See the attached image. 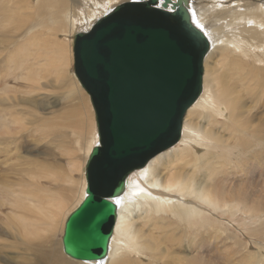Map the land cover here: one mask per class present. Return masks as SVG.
Segmentation results:
<instances>
[{
    "label": "bare ground",
    "instance_id": "6f19581e",
    "mask_svg": "<svg viewBox=\"0 0 264 264\" xmlns=\"http://www.w3.org/2000/svg\"><path fill=\"white\" fill-rule=\"evenodd\" d=\"M90 1L96 9L79 17L91 22L87 30L115 5L128 0H105L106 8L100 10L99 0ZM78 2L82 1L0 0V22L12 25L5 32L1 27L2 34L10 32L13 39L17 32L12 42L25 35L13 49L7 47L8 41L0 47V57L8 53L1 65L10 69L11 60L17 61L12 68L24 73L18 76V86L5 85L7 90H0V141L10 137L17 142L19 130L26 126L9 129V124L19 123V105L42 111L51 104L45 99L48 92H43L47 88L57 90L65 103L68 112L62 114L74 118L63 123L65 131H58L57 138L42 125L40 143L46 142L47 148L37 154L18 157L16 151L18 161L12 170L21 176L2 189L10 211L0 220V237L5 239L0 244V264H264V246L255 239L264 225L260 201L264 194V0L190 2L193 23L202 26L203 30L197 28L209 40L210 50L203 60L201 94L183 116L177 144L155 154L127 177L120 202H116L109 250L102 260L74 261L62 255L55 229L62 226L67 202L73 200L75 209L83 199L86 181L85 176L79 179L75 196L62 190L53 155L71 150L73 160L82 157L76 165L85 166L98 144L88 96L70 72L68 37ZM212 62L225 63L231 76ZM46 76L49 80L42 82ZM21 87L24 95L17 90L12 94ZM32 120L36 125L32 128L38 129L41 124ZM88 126L91 132L86 139ZM76 150L83 155L75 156ZM234 223L243 225L250 243ZM228 240H234V247L229 248ZM10 249L17 255H7Z\"/></svg>",
    "mask_w": 264,
    "mask_h": 264
},
{
    "label": "water",
    "instance_id": "95a60500",
    "mask_svg": "<svg viewBox=\"0 0 264 264\" xmlns=\"http://www.w3.org/2000/svg\"><path fill=\"white\" fill-rule=\"evenodd\" d=\"M191 1H124L73 36V74L89 97L98 144L84 166V197L61 236L70 258L107 255L127 177L178 141L201 94L210 43L193 23Z\"/></svg>",
    "mask_w": 264,
    "mask_h": 264
},
{
    "label": "rangeland",
    "instance_id": "374dc122",
    "mask_svg": "<svg viewBox=\"0 0 264 264\" xmlns=\"http://www.w3.org/2000/svg\"><path fill=\"white\" fill-rule=\"evenodd\" d=\"M80 1H82V2H78V6H77V12H76V17H75V21H74V24H73V26H72V28H71V31H70V33H69V39H68V41H69V45H70V47H69V51L71 52V66H70V72H71V75H72V77L74 78L75 77V75L73 74V55H72V40H73V36H74V34L76 33V32H78V31H82V30H87L88 29V27L90 26V23L91 22H89V20L87 19L86 21H81V20H79L80 18V16L81 15H83L84 13H86L88 10L90 11V9H93V7H94V9H96V3H94V1L92 2V1H90V0H80ZM100 1V3H101V5H99L98 6V9L100 10V9H103V8H106L105 7V5L106 4H104V2H105V0H99ZM117 0H115L114 1V3L116 2ZM95 2H96V0H95ZM9 5V4H8ZM87 6V7H86ZM85 8V9H84ZM80 11H82V12H80ZM84 11H86V12H84ZM83 13V14H82ZM105 13V12H104ZM1 21V20H0ZM4 28V32H5V30H7V28L8 29H10L11 27H12V25H7V24H3V22H0V28ZM82 29V30H81ZM2 29H0V47H3V44H7V41H8V43H10V45L9 46H7L8 48H14L18 43H21V42H23L24 40V38H25V35L23 34V35H21V36H19L20 37V39L19 38H17V42H12L13 41V39H14V37H15V35H17V32H15L14 34H13V39L12 38H9V35H10V32H7L8 33V35L7 36H5V35H3L2 33H3V30L1 31ZM3 39H5V40H3ZM1 40H2V42H1ZM11 40V41H10ZM14 43H15V45H14ZM12 48V49H13ZM71 48V49H70ZM7 54L8 53H5L4 54V56H1L0 57V66H2L1 65V63H2V60H1V58L3 57V58H5L6 56H7ZM215 56V55H214ZM20 57V56H19ZM11 59V58H10ZM14 59V58H13ZM16 60H17V58H16ZM11 61H13V62H10L12 65V67H13V65H16V63H17V61H16V63H15V61L14 60H11ZM210 61V60H209ZM3 64V63H2ZM212 64H216L215 62H212L210 65H212ZM206 65H207V62L205 63V65H204V67H206ZM218 67H219V69H220V71L222 72V73H226L227 75H229V76H231L230 75V70L228 69V67L225 65V63H221L220 65H218V64H216ZM12 67H10V69H8L7 67H4V66H2V67H0V90H2V89H4V90H7V88H6V86L5 85H9V86H11V87H13V86H18V84L20 83V79H18V76H19V74L21 73V72H19V70H18V72H17V69H15V68H12ZM14 70H16V72L14 71ZM22 72H24V70L22 71ZM9 74L7 77L6 76H3V74ZM16 74H17V76H16ZM22 75L24 74V73H21ZM15 75V76H14ZM11 76H13V77H11ZM47 78H44L43 80H42V82L44 81V82H46V81H48L49 79H48V76H46ZM2 78V79H1ZM16 79V80H15ZM74 79H76V77L74 78ZM77 82H78V80H77ZM17 83V84H16ZM79 83V82H78ZM3 87V88H2ZM82 88V87H81ZM241 88V87H240ZM48 89V88H47ZM47 89H44V93H47V94H49V96H48V98H45L46 99V101H51V104L50 105H46V106H44L46 109L45 110H42V111H40V109H33L32 107H30L28 104H25V103H23L22 105H19L18 106V108H20L22 111H20V113L19 114H17L18 115V118H17V120L19 121V123L18 122H16V123H18V125H16L15 126V124L16 123H12V124H9L11 127H9V129L11 130V131H15V129L13 128V127H17L18 129H19V127H20V125L21 124H25L26 126L24 127V128H21L20 130H19V134H18V137H19V139H18V141L16 142L15 140H16V138H10V137H7V138H5V139H3V140H1L0 141V209H1V211H0V220H1V218H3V216L5 215V213L7 214V213H9V211H10V208H9V204L7 203V202H5L7 199L6 198H8V196H6V198H3V195H4V192H3V190L5 191V187H9V185L8 184H12V182H14V179L17 177V178H19L21 175H17L16 174V172H14L13 170H12V166L14 165V164H16L17 163V161H18V159H16V158H18V157H23V156H27V154H31V153H33V154H37L39 151H40V149L41 150H44V147L45 148H47V145H45L46 144V142H44L43 141V143H40L41 142V130H43L44 129V127L43 126H45L46 128H50V129H52V131L54 132V137H55V135H56V133L59 131V132H61V129H62V132L63 131H65V127L63 126V123H65V122H68V121H71L72 119H71V117L72 116H64L63 114H62V111H64L65 110V112H68V110H66V108H64V102L62 101V98H60L59 97V94L57 93L58 91L57 90H55V92H53L54 90L52 89V88H50V90H47ZM17 90V93H19V95H24V89L21 87L20 88V92H19V90L18 89H13L12 90V94H13V92H14V94H15V91ZM50 91V92H49ZM85 92V91H84ZM27 96V95H26ZM51 96H52V98H51ZM88 96V95H87ZM53 101H52V100ZM56 99H58V100H56ZM58 101V102H57ZM56 103V104H55ZM87 103L89 104V107H90V110H91V113H90V117H92L93 116V122H94V125H95V117H94V113H93V110H92V107L90 106L91 104H90V101H89V97H87ZM247 104H250L249 102L247 103ZM52 107V108H51ZM1 109V108H0ZM50 109V110H49ZM89 109V108H88ZM57 110V111H56ZM89 110V111H90ZM256 110V109H255ZM54 112V113H52V112ZM257 111V110H256ZM29 112H34L35 113V117L34 118H32V116L29 114ZM45 112V113H44ZM50 112V113H49ZM47 113V114H46ZM56 113V114H55ZM93 113V115H91ZM46 116V117H45ZM185 117V116H184ZM6 118H10V117H6ZM51 118V119H50ZM73 118V117H72ZM36 120L37 121V123L38 124H41V125H39L38 126V129H34V128H32V126H36V125H33L32 123H30V121L31 120ZM74 119V118H73ZM32 120V121H33ZM6 122H11V121H8V119L6 120ZM14 125V126H13ZM43 125V126H42ZM13 126V127H12ZM90 126H91V123H90ZM0 127H1V125H0ZM64 128V129H63ZM1 129V128H0ZM95 130H96V127H95ZM90 132H91V130H90V128H89V126H88V131H87V133H86V139L89 137V135H90ZM3 138V137H2ZM55 138H57V137H55ZM45 140H47V141H49V139L47 138V139H45ZM250 142H252V139H250ZM254 142V141H253ZM175 144H177V142L175 143ZM174 144V145H175ZM253 144H255V143H253ZM52 144L51 143H49V146H51ZM75 145V144H74ZM173 146V145H172ZM51 147H53V149H54V145L53 146H51ZM67 147H70V146H68L67 145ZM43 148V149H42ZM39 150V151H38ZM16 151H17V153H18V157H16L15 158V156L17 155V153H16ZM38 151V152H37ZM166 151V150H165ZM70 152L72 153V151L71 150H69L68 152H65V153H63L62 155L58 152V151H55V154L53 155L54 157H55V164L54 165H56V175L58 176V182H57V184L59 183L60 185H59V187H61V189L62 190H65V192L66 193H70V194H75V193H77V194H79V187H77V186H79V183H80V180H81V178L84 176V166L82 167V166H77L78 165V163H80V160H81V158L82 157H80V156H82L83 155V152L82 151H79V150H76V151H74L73 153H77V155H75V156H78V157H80L79 159H74L73 160V154H70ZM164 152V151H163ZM58 155H57V154ZM16 154V155H15ZM55 155H57V156H55ZM61 155V156H60ZM65 155V156H64ZM80 155V156H79ZM39 156L41 157V153L39 154ZM58 157V158H57ZM21 159H23V158H19V160H21ZM67 161H66V160ZM74 162H73V161ZM69 161V162H68ZM75 163V164H74ZM60 164V165H59ZM71 164V166H69L70 168H68V165H70ZM77 164V165H76ZM57 165H58V167H57ZM67 165V166H66ZM74 165V166H73ZM73 166V167H72ZM79 167V168H78ZM82 167V168H81ZM58 168H59V170H58ZM70 169V170H69ZM74 171H73V170ZM80 170V171H79ZM82 170V171H81ZM78 171V172H77ZM61 173V174H60ZM61 175V176H60ZM65 175V176H64ZM80 175V176H79ZM13 177V178H12ZM60 177V178H59ZM68 177V178H67ZM67 178V179H66ZM69 179V180H68ZM77 179V180H76ZM80 179V180H79ZM70 180H72L71 182L73 183V182H75V183H69V181ZM79 180V181H78ZM44 184H46V182H43ZM261 183H263V181H261ZM63 184V185H62ZM16 187V192H18V189H17V185L15 186ZM66 187V188H65ZM69 188H73L74 190H76L77 189V191L78 192H76V191H74L73 189H72V191L73 192H71L70 190H69ZM3 189V190H2ZM9 189V188H8ZM24 190V188L22 187V191ZM69 190V191H68ZM14 191V192H15ZM75 192V193H74ZM3 193V194H2ZM76 194V195H77ZM75 196V195H74ZM261 197V199H260V201H261V206H263V208H264V194L263 195H261L260 196ZM74 198V197H73ZM4 199V200H3ZM6 199V200H5ZM75 199V198H74ZM4 201V202H3ZM71 201H73V200H71ZM71 201H68L66 204V208H65V210H64V217H62V226H61V228L60 229H58V230H56L55 229V237H56V240L57 241H59V244H60V242H61V236H62V227H63V221H64V219H66V217L70 214V212L74 209V207H75V203L73 204ZM6 204V206H5V204ZM3 205L5 206V207H3ZM71 207H70V206ZM2 206V207H1ZM69 208H71L70 210L68 209V207ZM4 208V209H3ZM7 208V209H6ZM4 210H5V212H4ZM4 214V215H3ZM262 218L264 219V212H262ZM234 224H236L237 225V227H238V230L240 231V233H242V234H244V236L246 235V236H248V237H245L243 240L244 241H247V242H249L250 243V241L251 240H246V238L247 239H250V235L248 234V232H247V230L245 229V228H243V225H240V226H238V224L237 223H234ZM263 227V228H262ZM261 228H260V230H261V232H260V235L258 236V238H255L256 239V242H260V244L262 245V246H264V238H263V236H264V225L262 226ZM243 230V231H242ZM263 230V231H262ZM239 237H241L240 235H239ZM263 238V239H262ZM252 239H254L253 237H252ZM254 239V240H255ZM254 240H252V241H254ZM0 244L1 243H3L4 241H5V239H3L2 237H0ZM230 247L229 248H231V247H234V245H235V243H234V240L233 241H231V240H228V243H227ZM253 244V243H252ZM61 246H62V244H61ZM61 248V247H60ZM263 249H264V247H262ZM62 249V248H61ZM233 249V248H232ZM12 250H14V249H10L8 252H7V255H17L16 253H14V251H12ZM231 249H227V252H228V254L230 255L232 252L230 251ZM244 251V250H243ZM246 251V250H245ZM10 252V253H9ZM62 255L66 258V259H72V260H74V261H77V260H75V259H73V258H70L69 256H67L66 254H64V252H63V250H62ZM79 263V262H78ZM141 264H147V262H141ZM154 264H159V263H154Z\"/></svg>",
    "mask_w": 264,
    "mask_h": 264
},
{
    "label": "snow or ice",
    "instance_id": "6c2138e0",
    "mask_svg": "<svg viewBox=\"0 0 264 264\" xmlns=\"http://www.w3.org/2000/svg\"><path fill=\"white\" fill-rule=\"evenodd\" d=\"M192 19H193V21L195 22V14H194V13H193V17H192ZM197 27H198V28H201V30H203V29H202V26L199 25L198 23H197ZM116 202L119 203L120 201L117 200Z\"/></svg>",
    "mask_w": 264,
    "mask_h": 264
},
{
    "label": "built area",
    "instance_id": "2783aa9c",
    "mask_svg": "<svg viewBox=\"0 0 264 264\" xmlns=\"http://www.w3.org/2000/svg\"><path fill=\"white\" fill-rule=\"evenodd\" d=\"M157 7H159L158 5H156ZM169 10V9H168Z\"/></svg>",
    "mask_w": 264,
    "mask_h": 264
}]
</instances>
